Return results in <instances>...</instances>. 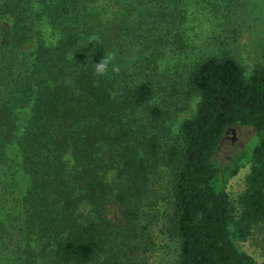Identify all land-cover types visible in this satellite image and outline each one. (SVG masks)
<instances>
[{
	"label": "trees",
	"instance_id": "1",
	"mask_svg": "<svg viewBox=\"0 0 264 264\" xmlns=\"http://www.w3.org/2000/svg\"><path fill=\"white\" fill-rule=\"evenodd\" d=\"M194 5L0 0V264H149L160 222L172 264H258L240 243L264 223V63ZM237 127L254 146L219 164Z\"/></svg>",
	"mask_w": 264,
	"mask_h": 264
},
{
	"label": "rangeland",
	"instance_id": "2",
	"mask_svg": "<svg viewBox=\"0 0 264 264\" xmlns=\"http://www.w3.org/2000/svg\"><path fill=\"white\" fill-rule=\"evenodd\" d=\"M194 2L195 5L192 9L202 21L200 29L205 30L204 32L221 31L226 28L228 22L229 24L232 23L230 26L237 30L239 35L236 44L239 59L247 72H250L254 65L264 63L260 51V32L264 26V0H241L242 5L238 8L235 17L233 7L230 9L231 13L228 16L220 13V2L224 4L227 0H194ZM235 3L234 1L233 6H235ZM43 33L51 39L47 28H43ZM188 115V112L182 113L179 118ZM253 136L254 130L251 127L234 128L233 135L227 138L217 151L216 160L218 163L228 164L231 156L237 150L250 152L255 143ZM247 167H242L230 180L229 191L235 211L238 209V196L244 188V181L248 172ZM166 208L169 209V207ZM159 224L160 226L154 228V233L151 236L155 245L152 248L154 252H151L149 264H172L178 250L177 242L174 236L166 232L165 229L161 231L162 223ZM240 245L242 249L253 256L258 264H264V223L255 226L248 239L241 242Z\"/></svg>",
	"mask_w": 264,
	"mask_h": 264
},
{
	"label": "clouds",
	"instance_id": "3",
	"mask_svg": "<svg viewBox=\"0 0 264 264\" xmlns=\"http://www.w3.org/2000/svg\"><path fill=\"white\" fill-rule=\"evenodd\" d=\"M105 68H106V62H102L97 65V71L100 73H103L105 71Z\"/></svg>",
	"mask_w": 264,
	"mask_h": 264
}]
</instances>
